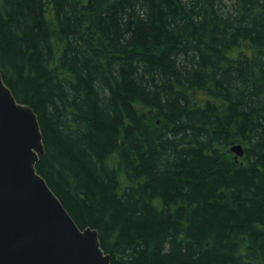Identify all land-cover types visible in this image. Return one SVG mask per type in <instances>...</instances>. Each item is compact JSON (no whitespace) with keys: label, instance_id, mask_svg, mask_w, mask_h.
I'll return each mask as SVG.
<instances>
[{"label":"trees","instance_id":"16d2710c","mask_svg":"<svg viewBox=\"0 0 264 264\" xmlns=\"http://www.w3.org/2000/svg\"><path fill=\"white\" fill-rule=\"evenodd\" d=\"M0 73L112 264H264V0H0Z\"/></svg>","mask_w":264,"mask_h":264},{"label":"water","instance_id":"95a60500","mask_svg":"<svg viewBox=\"0 0 264 264\" xmlns=\"http://www.w3.org/2000/svg\"><path fill=\"white\" fill-rule=\"evenodd\" d=\"M231 151L245 153L242 145ZM43 153L35 111L0 73V264H112L98 231L81 229L37 171Z\"/></svg>","mask_w":264,"mask_h":264}]
</instances>
